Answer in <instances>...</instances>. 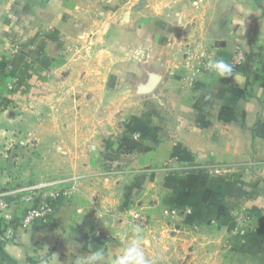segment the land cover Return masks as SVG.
Returning <instances> with one entry per match:
<instances>
[{
  "label": "crops",
  "instance_id": "obj_1",
  "mask_svg": "<svg viewBox=\"0 0 264 264\" xmlns=\"http://www.w3.org/2000/svg\"><path fill=\"white\" fill-rule=\"evenodd\" d=\"M237 51L233 76L206 67ZM19 145L67 195L23 198ZM0 197V264L111 258L132 208L155 264H264V0H0ZM240 211L255 231L227 244Z\"/></svg>",
  "mask_w": 264,
  "mask_h": 264
},
{
  "label": "built area",
  "instance_id": "obj_2",
  "mask_svg": "<svg viewBox=\"0 0 264 264\" xmlns=\"http://www.w3.org/2000/svg\"><path fill=\"white\" fill-rule=\"evenodd\" d=\"M245 59L246 57L243 54V52L237 51L231 56L229 63L234 66V69H237L244 63ZM17 85H18V81L16 79H12L7 87L8 89L13 90L17 87ZM139 138H140L139 132L136 131L132 133V139L134 141L139 140ZM58 183L59 182H54L53 185V182L40 181L33 186H28L24 188L23 190H21V192H23V198L25 200H30L35 195V192L44 191L47 190V188L48 189L51 188L52 190L47 191V196L51 200H54L60 196L68 194V192L64 189L63 190L55 189ZM6 209H7V202L0 197V212L2 214V217L5 220L9 221L11 219V216L9 212L6 211ZM51 211H52V207L50 202L39 203L36 206L26 211L23 218V225L26 226L36 220L45 221L49 217ZM169 213L170 215L174 216L177 214V210L172 209L169 211ZM128 214L130 215L132 222L137 226L141 228L148 227V218L140 210L132 208L128 210ZM254 231H255V226L250 220V217L247 214H244L242 211H240L235 214L233 228L230 231L229 240H227L226 243L227 244L231 243L230 240L235 238H238V240L241 243H245L248 235Z\"/></svg>",
  "mask_w": 264,
  "mask_h": 264
},
{
  "label": "clouds",
  "instance_id": "obj_3",
  "mask_svg": "<svg viewBox=\"0 0 264 264\" xmlns=\"http://www.w3.org/2000/svg\"><path fill=\"white\" fill-rule=\"evenodd\" d=\"M206 67L221 77H230L234 74V66L222 58L210 57ZM141 232L142 229L137 226L134 229V235L111 258L108 257L106 250L101 247L87 255H77L72 264H155V261L146 255ZM42 255L44 254L42 253Z\"/></svg>",
  "mask_w": 264,
  "mask_h": 264
},
{
  "label": "rangeland",
  "instance_id": "obj_4",
  "mask_svg": "<svg viewBox=\"0 0 264 264\" xmlns=\"http://www.w3.org/2000/svg\"><path fill=\"white\" fill-rule=\"evenodd\" d=\"M32 152H34V150L32 151ZM13 153H14V155L17 157V163H16V165H15V175H18V177L21 179H19L18 178V180L20 181H17L16 183H15V185H17V186H21V184H22V182H26L27 184H32V185H29V186H33V185H35V184H37L38 182H40V181H48V182H53V185H54V182H57V179H51V178H44V180H41V179H39V180H34V182H31V181H29V180H27V179H25V176H24V171H25V168L27 169V167H26V161H27V157H28V155H29V151H28V149H27V147H24V145H19V146H16V149L15 150H13ZM61 186L63 185V184H66L67 183V181H63L62 182V180H61ZM51 189V188H50ZM45 191V190H44Z\"/></svg>",
  "mask_w": 264,
  "mask_h": 264
},
{
  "label": "water",
  "instance_id": "obj_5",
  "mask_svg": "<svg viewBox=\"0 0 264 264\" xmlns=\"http://www.w3.org/2000/svg\"><path fill=\"white\" fill-rule=\"evenodd\" d=\"M143 1H140L139 4L137 6H135V9H139L140 7H143Z\"/></svg>",
  "mask_w": 264,
  "mask_h": 264
}]
</instances>
